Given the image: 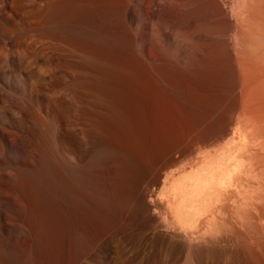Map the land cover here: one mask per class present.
Listing matches in <instances>:
<instances>
[{"label":"rangeland","instance_id":"obj_1","mask_svg":"<svg viewBox=\"0 0 264 264\" xmlns=\"http://www.w3.org/2000/svg\"><path fill=\"white\" fill-rule=\"evenodd\" d=\"M123 1L0 0V140L4 141L6 147L5 157L0 154V246L5 245L6 237L11 234L18 239V244L24 241L25 236L35 237L32 244L21 251L20 257L17 255L15 264H50L51 260L52 264L55 263L57 260L54 259L44 261L45 249H50L52 254L56 250L57 256L63 253L61 260L64 261L68 242L72 239L73 249L77 250L74 252L77 263L72 260L70 264H138L142 254H149L156 247L144 238L145 228L134 224L144 213L142 203L134 198L136 181L142 173H152L156 162L163 164L167 173L176 177L189 173L188 164L192 162L190 160L194 154L185 149V130L192 125L194 133H197L198 127L209 124L208 116L206 121V114L203 113H213V106L209 104L215 105L213 98H216V93L204 84V88L211 94L214 92V96L201 86V89L196 90L198 96L192 93V104L196 110L190 109L193 106L190 107L192 104L185 101L184 91L187 78L181 72L180 64L177 68L179 62L165 63L168 66L166 70L172 69L166 77L162 72L164 68H157L158 64H162L161 61H156L155 65L150 64L153 72L149 75V70L146 67L145 70V65L141 63L146 60L144 45L134 37L130 9ZM206 11V7L202 6V12ZM170 45L171 50L180 57L182 49L177 48L171 38ZM138 51L141 56H137ZM153 66L161 74L156 69L154 71ZM145 88L147 91L143 90ZM199 91H202L200 94L203 96L198 94ZM111 94L114 96H109ZM199 96L209 102L205 104ZM198 98L206 105L200 103L202 107L208 105L211 110L209 107L206 110L199 107L203 112L198 110L200 104L195 106L199 103ZM117 104L119 106L115 107ZM188 107L190 110L186 112L184 109ZM185 114L192 117L188 118ZM200 117L206 124L201 121L200 126L197 122ZM187 119H190L189 123ZM54 134L60 136V144L54 141ZM93 139L97 140L93 142ZM89 149L92 150L95 168L98 166L102 169L104 164L114 159L119 162V201L112 197V188L102 180L101 174L97 175L96 180L89 177L83 180L79 174L81 169L67 164V160H73L77 150ZM168 149H172L176 155L174 160L169 159ZM60 172L69 181L66 184L68 190L61 201L65 209L70 205L81 214L69 225L59 222L51 213L36 214L32 209L33 206L58 203L56 180ZM160 185L155 188L157 212H152L156 215L159 211L164 213L162 216V213L158 214L161 226L156 228L167 230L164 226L168 228L172 224L164 222L161 217H169V197L166 202L165 198L162 199L167 192L162 185L164 195L161 197ZM38 192L41 196L37 195ZM263 204L261 206L264 208ZM258 206L252 207L254 210L250 208L248 213L254 215V219L257 218L253 220L255 223H262L261 229L257 228L258 224L252 227L255 224L250 222L253 216L245 224L247 217H250L246 213L248 216L245 215V221L243 217L232 218L236 221L231 225L234 229H229L226 237H219L220 234L216 237L213 234L212 237L197 226L203 237L207 235L201 237L199 229L194 228L196 224L200 225L196 219L198 223L187 225L186 228V225L176 227L173 223L177 230L178 227H182L181 231L183 228L187 231L196 229L201 238L195 239L201 241L200 245L197 241V247L193 248L195 243L189 242L196 241L193 239L196 231H190L194 233L192 238L183 229L185 235L191 237L186 238L189 240L186 247L174 251L168 245H159L160 255L156 253L152 264H264V210ZM258 216L263 219L262 222ZM169 219L167 221L171 222ZM235 223L245 225L247 229L242 227L241 230ZM90 225L96 229L93 237L84 231ZM57 226L58 230L55 229ZM248 227L252 234L246 235ZM168 229L175 230L173 226ZM252 229L263 234H257ZM68 233L71 237H67ZM39 234L51 242L53 240V244L49 241L53 247L42 245ZM210 242L211 245H208ZM54 243L62 246L54 247ZM83 252L86 254L82 255ZM0 255L8 258L7 252L0 251ZM61 260L56 264H62Z\"/></svg>","mask_w":264,"mask_h":264},{"label":"bare ground","instance_id":"obj_2","mask_svg":"<svg viewBox=\"0 0 264 264\" xmlns=\"http://www.w3.org/2000/svg\"><path fill=\"white\" fill-rule=\"evenodd\" d=\"M124 1V4H127V7L130 9L134 31L131 28L129 29L133 31L135 39L144 45L146 60L142 59L143 61L141 63L145 65L144 68L146 67L149 70H147L149 75L150 72H153L150 64L154 63L153 65H155L156 61H161L162 64H158L157 68L161 70L164 68V71L162 72L165 76L168 73L170 74L172 70H166L168 66L165 63L174 62V64H176L175 62H179L176 66L180 64V67L182 68L181 72L183 71L187 78L186 87H188L186 88L184 85V91L186 92V94L184 93L186 98L185 96L184 98L188 104L194 103L192 102V93L196 94L204 84L205 87L208 89L211 87L209 90L213 89L216 93V98H213L215 105L209 104V106H213V113H211V111H209L211 115L205 113V111L203 113L204 115L206 114L205 120H209V124L207 126L203 125L205 127L203 128L202 126V129L199 128L198 126L200 122H204L200 117V121H197L199 124H196L199 129L197 133H194L193 128H191L192 125L187 128L185 127V139L187 145L184 146L189 153L194 154V157L191 155V158L193 157V159L189 157L191 159L190 161H192L188 164L189 173L183 175L180 174V176L176 177L174 174H168L163 167V164L156 162V164H154L155 167L152 172L153 174L150 173V175L147 172H144L140 175L138 181H136V194L134 198L142 203L144 213L138 220L134 221V224L145 228V231L143 232L144 238L149 239L151 241V246H155L157 250V247L162 244L172 247V250L174 249V251L183 250L184 246L187 245V241H189L186 240L189 235L186 236L184 231L191 234L192 238L194 235L192 232L196 231V237L194 236L193 238L196 240L199 239L200 235L203 237L201 233L202 231L199 229L200 227L205 229L204 231H207L206 234L212 235V237L213 234L215 237L218 236V234H220L219 237L221 235L226 237V232L228 235L229 229L232 228L231 225L234 221L232 220L233 217L237 216L236 218L238 219H242L243 217V221H245L244 217L246 213L249 215L248 210L250 208H255L254 206L256 205L261 206V204L264 203V0H170L168 2H162V0ZM202 6L206 7L207 11L205 13L202 12ZM123 8H125V6H123ZM203 18H205V23H203ZM170 38L177 48L180 47L182 49L180 57L175 51L171 50ZM139 51L137 56H141L139 55ZM138 62L139 65L140 61L138 60ZM153 69L155 71L156 66H153ZM165 71H167V73H165ZM159 72L161 71L158 70V74H161ZM143 73H145V71ZM149 75L146 77H149L150 79ZM147 82H150V80ZM138 85L139 83L137 86ZM140 86L141 88L143 87L142 85ZM144 87H146V85ZM138 88L140 89V87ZM202 88L204 91L207 90L204 86ZM143 90H146V88ZM193 90L197 91L192 92ZM209 90L206 91L208 94L210 93ZM202 91H199L198 94L201 95L200 93ZM204 91L203 94H206ZM211 93L209 95L214 96V92L213 94ZM109 96L114 95L111 94ZM197 96H194V98H197ZM201 96L199 97L202 98ZM198 100L199 103H196V105L194 104L195 106L202 103L204 99L201 101L198 98ZM206 100L207 102H205ZM208 102V99L205 98L204 103L207 104ZM202 104L198 106V110L201 112L203 111L199 109V107H202ZM118 106L119 105L117 104L115 107ZM185 106H187V104ZM191 106H193V104L190 105V107ZM209 106L207 105V107ZM190 107L184 110L187 112V109ZM207 107L203 106L202 109L204 108L206 110ZM193 108L194 106L190 109ZM208 109H210V107ZM194 110L196 109L194 108ZM201 112L198 111L197 113L203 115ZM191 113L193 112H190V114ZM187 114H185V116ZM189 115H187L188 118L192 117ZM193 118L195 119V117ZM190 119H187L188 123ZM204 123L206 124V122ZM190 124L193 123L190 122ZM201 125L202 123L200 126ZM96 140L97 139H93L92 141L95 142ZM54 141L57 144H60V136L58 134H54ZM0 142V154L5 157L4 151L6 147L3 140H0ZM168 155L170 160H174L176 157V155L174 156L172 149H168ZM92 156L91 149L85 151L77 150L74 153L72 161L66 160L69 167L75 166L76 168L81 169L79 174L83 180L87 177L96 180L97 175L101 174L102 180L109 183V186L112 188V197L119 201V169L117 167V159L109 161L106 165L104 164L102 169H99L98 166L95 168ZM3 161H5L4 158ZM16 166L18 165L16 164ZM98 179L100 178L98 177ZM56 181V193L59 198L58 203L56 205H44V207L33 206L32 209L36 214L40 212L45 214L47 212L51 213L59 220V222L67 225L75 219V217L78 218L81 214L78 209H74L70 205L65 209L64 203L61 201V199L64 198L63 194L68 190V187L66 186L69 182L67 176L60 172L57 175ZM161 183L165 186V192H167L165 193L167 194L165 195L166 197H162L164 195V188L160 185ZM159 185L161 187L159 190L160 193L162 192L160 195L162 199L165 198L164 200L166 202V198L169 197V200H167L169 201V203L167 202L169 205L165 203V206L167 205V207H169V217L164 216L165 218L161 217V219L172 225L170 224L171 226H168L167 223H165V225H167L168 228L173 226V229L178 225L179 227H184L186 225V228L187 225L192 226L196 220H199L200 225L196 224L198 223L197 221L195 223L196 225L193 226L194 228L196 227L199 229L201 234L193 227L194 231L190 229V231H192L191 233L184 228V231L183 229L181 231L182 227H178V230L176 228L175 230L170 231L166 226L164 227L167 230L156 228V226H161L158 214L162 212L159 211L156 215L152 210H156L155 207H157L156 205L158 201L155 198V188ZM37 195L41 196V193L38 192ZM156 195L158 196V192ZM35 196L36 195L34 194V197ZM161 201L159 200V202ZM161 204V207H163L164 204ZM258 208L257 210H259ZM260 208L263 207L261 206ZM164 211L165 213L168 212L167 210ZM155 212H157V210ZM163 214L164 213H162L161 216ZM256 215L258 214L256 213ZM252 216L247 217L245 224H247L246 222L249 221L251 217L253 219L251 218L252 220H250V222L252 221L255 223L253 220H256L257 218L255 216L256 219H254V215ZM166 218H170L169 220H171V222L167 221ZM262 218L264 219L263 216ZM262 218H259L261 219V222L263 220ZM191 221L192 224L190 223ZM243 221H241V223ZM250 222L249 225L251 224ZM173 223H175L176 227ZM258 223L259 221L252 227L256 226ZM239 224L236 225H238V228L241 230L243 229L242 227H247L240 224V228ZM260 225L262 226V223L258 224V227H256L261 229ZM197 226L200 227L198 228ZM55 229L58 230V226L55 227ZM250 229L251 228H249V232L246 235L250 233ZM84 231L93 237L96 229L93 225H90ZM232 231L233 230L230 232L232 233ZM256 233L258 234L259 232ZM206 234L205 237L207 236ZM257 234L254 233L256 236ZM39 235L41 236L42 234ZM9 236L10 237H6L7 240L5 245L3 247L0 246V251L7 252L8 258H4L0 255V264H15L17 255L20 257L19 254H22L21 251H23L24 248L29 247L35 239V237L25 236L24 241H22L21 244H18V239L14 234ZM69 236L68 233L67 237ZM241 236L242 234L240 237ZM238 237H235L234 239ZM90 239L92 240V238ZM189 239H191L190 236ZM216 239L217 238H215L214 241H216ZM39 240L41 244L47 248L50 246V239L47 240V238L45 239L44 236H41L39 237ZM219 240L220 238H218V241ZM224 240H226V238ZM72 241L68 242V250L66 251L67 256L64 257V261H62L63 253L62 255H56V248H54L55 251L53 250L55 254L50 253V249H45L43 255V259L45 258L44 261L48 262L49 259H54V261L57 260L53 264H56L58 261L60 263L61 259L62 264H70L72 260L74 262V259H76L74 258V252L77 250L75 251L73 249L74 241ZM197 241L198 240H190L189 242L195 243ZM53 242L54 241L52 240L51 243L53 244ZM1 243L2 241H0V245ZM54 244V247L56 246L58 248V246H60L56 245V243ZM62 244H64V241ZM207 244L211 245V242L210 244ZM194 246H196V243L193 244V248ZM50 247L53 246L51 245ZM156 249L150 250L149 254H142V258L140 261L138 260V264H152L153 257H157V254L160 255L159 250L157 251ZM58 250L60 251V248ZM81 250L82 249H78V251ZM190 250H192V248ZM219 250L221 251V249ZM84 253L85 252H83L82 255H84ZM81 258H83V256H81ZM154 260L157 261L156 258ZM51 262L50 264H52ZM75 262L77 263V261Z\"/></svg>","mask_w":264,"mask_h":264}]
</instances>
